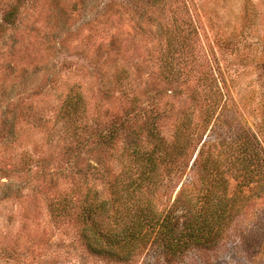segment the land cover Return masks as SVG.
I'll list each match as a JSON object with an SVG mask.
<instances>
[{"label": "rangeland", "instance_id": "obj_1", "mask_svg": "<svg viewBox=\"0 0 264 264\" xmlns=\"http://www.w3.org/2000/svg\"><path fill=\"white\" fill-rule=\"evenodd\" d=\"M221 116L264 145V0H0V264H264L263 184L247 189L220 245L181 257L98 254L79 221L88 192L111 203L130 155L171 145L185 124L187 161L161 166L147 192L167 212L206 175L193 166L203 143L240 128ZM60 198L73 203L64 220Z\"/></svg>", "mask_w": 264, "mask_h": 264}, {"label": "trees", "instance_id": "obj_2", "mask_svg": "<svg viewBox=\"0 0 264 264\" xmlns=\"http://www.w3.org/2000/svg\"><path fill=\"white\" fill-rule=\"evenodd\" d=\"M19 10L14 8L8 13L5 19L9 24L16 22ZM176 66V59L167 62L168 75L178 72ZM224 98L222 93V99L214 100L207 112L212 115ZM77 108L78 105L73 108L74 112H78ZM227 108L225 101L217 115H224ZM210 115L206 117L208 122L212 120ZM219 118H223V124H236L240 128L233 130L237 132L229 136L230 141L211 139L203 143L193 166L203 167L206 179L197 175L198 187L192 186L194 180L185 183L167 212L159 211L147 192L161 180V166L181 167L187 161L192 139L185 124L171 145L163 138L156 139L151 148L130 155L133 159L127 171L111 180V203L99 199L96 193L86 194L79 221L85 234L91 232L86 236L98 254L124 261L149 246H156L169 257H181L195 249L210 250L220 245L223 233L245 206L247 189L264 185V145L255 134L251 136L245 130L238 117H230L228 121ZM109 140L112 143L114 138L111 136ZM230 174L237 181L233 195H230ZM72 204L67 198H60L54 206L56 219H66Z\"/></svg>", "mask_w": 264, "mask_h": 264}]
</instances>
